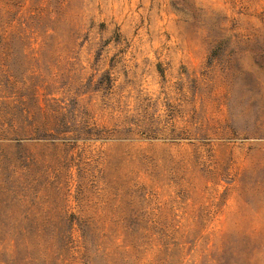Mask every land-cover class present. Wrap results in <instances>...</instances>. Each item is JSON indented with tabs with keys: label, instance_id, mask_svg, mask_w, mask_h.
Listing matches in <instances>:
<instances>
[{
	"label": "rangeland",
	"instance_id": "1",
	"mask_svg": "<svg viewBox=\"0 0 264 264\" xmlns=\"http://www.w3.org/2000/svg\"><path fill=\"white\" fill-rule=\"evenodd\" d=\"M0 264H264V0H0Z\"/></svg>",
	"mask_w": 264,
	"mask_h": 264
},
{
	"label": "trees",
	"instance_id": "2",
	"mask_svg": "<svg viewBox=\"0 0 264 264\" xmlns=\"http://www.w3.org/2000/svg\"><path fill=\"white\" fill-rule=\"evenodd\" d=\"M59 236L61 237V236H63V235H61V234H60ZM67 238H69V235H68V237H67Z\"/></svg>",
	"mask_w": 264,
	"mask_h": 264
}]
</instances>
